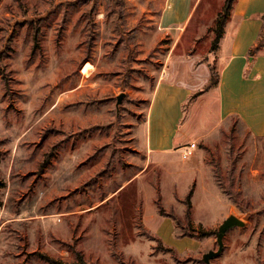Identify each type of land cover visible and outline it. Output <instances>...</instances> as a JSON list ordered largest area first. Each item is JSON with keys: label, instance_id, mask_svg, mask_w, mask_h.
<instances>
[{"label": "rangeland", "instance_id": "obj_1", "mask_svg": "<svg viewBox=\"0 0 264 264\" xmlns=\"http://www.w3.org/2000/svg\"><path fill=\"white\" fill-rule=\"evenodd\" d=\"M165 1L0 0V264H204L230 214L245 225L210 264H264V137L230 116L187 158L145 152L168 51L180 34L210 58L224 3L193 0L181 31L159 26Z\"/></svg>", "mask_w": 264, "mask_h": 264}, {"label": "crops", "instance_id": "obj_2", "mask_svg": "<svg viewBox=\"0 0 264 264\" xmlns=\"http://www.w3.org/2000/svg\"><path fill=\"white\" fill-rule=\"evenodd\" d=\"M193 8V0H166L159 26L182 31ZM263 14L261 0H235L217 49L206 59L190 49L195 47L193 43L176 51L178 35L153 87L145 116L144 147L149 156L178 151L187 142L208 136L230 116L236 117L250 135L264 137V43L260 42ZM254 48L257 50L250 54ZM212 64L218 83L204 91ZM208 105L216 108V119L201 130L191 117L205 112Z\"/></svg>", "mask_w": 264, "mask_h": 264}, {"label": "trees", "instance_id": "obj_3", "mask_svg": "<svg viewBox=\"0 0 264 264\" xmlns=\"http://www.w3.org/2000/svg\"><path fill=\"white\" fill-rule=\"evenodd\" d=\"M235 0H224V3L221 7V10L219 11L217 18H216V24H215V28H214V38L212 40L211 43V50H216L218 43L224 33V27L226 24V20L231 12V9L233 8ZM262 28H263V33H264V14L262 15ZM89 29L90 31L92 30V26L89 25ZM255 50H257V48L254 49H250V54H252V52H254ZM218 83V74L215 71V69L213 67H210V79L208 81V83L206 84V86L204 87V91H208L211 88H214L217 86ZM201 94L200 92H197L196 94L193 95L192 98L197 97L198 95ZM53 155H47L44 157L43 161L39 164L40 168H45V166L47 164H49L51 157ZM0 159H1V151H0ZM46 164V165H45ZM6 187V183L0 178V195H1V191L4 190ZM189 197H190V193H188L185 197V205L186 208L189 209L190 208V201H189ZM2 205V201L0 200V207ZM80 262H82L81 257L78 258ZM77 264V263H76Z\"/></svg>", "mask_w": 264, "mask_h": 264}, {"label": "water", "instance_id": "obj_4", "mask_svg": "<svg viewBox=\"0 0 264 264\" xmlns=\"http://www.w3.org/2000/svg\"><path fill=\"white\" fill-rule=\"evenodd\" d=\"M124 97V93H120L117 96V102L118 105L121 102V99ZM245 223L238 217H236L233 214L228 215L218 226L217 231L215 233L216 235V243H217V249H212V244L210 243V247L207 252H205L202 255V261L204 264H210V261L216 257H218L221 252L223 251V237L230 229L234 227H244Z\"/></svg>", "mask_w": 264, "mask_h": 264}, {"label": "built area", "instance_id": "obj_5", "mask_svg": "<svg viewBox=\"0 0 264 264\" xmlns=\"http://www.w3.org/2000/svg\"><path fill=\"white\" fill-rule=\"evenodd\" d=\"M182 148H183L182 156H183L184 158H187V157H189V156L192 154V152H193V149H194V143L191 142L189 145H185V146H183Z\"/></svg>", "mask_w": 264, "mask_h": 264}]
</instances>
